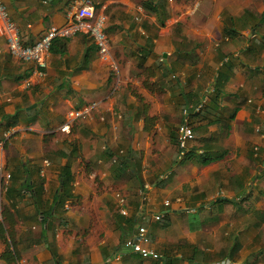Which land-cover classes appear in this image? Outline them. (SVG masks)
Masks as SVG:
<instances>
[{"label":"crops","instance_id":"obj_1","mask_svg":"<svg viewBox=\"0 0 264 264\" xmlns=\"http://www.w3.org/2000/svg\"><path fill=\"white\" fill-rule=\"evenodd\" d=\"M92 1L108 59L87 33L58 39L44 78L0 16V264L8 249L15 264H264V2ZM74 2L4 0L26 45L70 25ZM67 164L72 195L44 223ZM140 226L161 260L124 249Z\"/></svg>","mask_w":264,"mask_h":264},{"label":"built area","instance_id":"obj_2","mask_svg":"<svg viewBox=\"0 0 264 264\" xmlns=\"http://www.w3.org/2000/svg\"><path fill=\"white\" fill-rule=\"evenodd\" d=\"M0 16L7 23V45L10 54L22 62L33 63L36 67L35 74L44 78L48 68V57L51 52L52 44L57 39H69L79 33H87L94 40L98 52L103 59H108L110 53L109 39L105 32L107 25V16L102 13H97L95 4L92 0H75L71 7L67 18L70 25L63 27L52 26L46 31L38 41L33 45H26L23 43L17 26L9 19V12L4 0H0ZM139 20V19H138ZM73 23V24H72ZM175 79L176 76L174 75ZM27 87H31L32 83L27 82ZM213 92V88L208 94ZM208 101L206 98L200 105L195 107L196 112H200L204 104ZM76 117L80 116V112L75 113ZM69 129L68 126L64 130ZM260 132V128H257ZM195 139V134L190 121L186 118L178 127V144L180 153L185 154L186 146L190 141ZM255 153L258 156L259 147H255ZM45 166H49V162H45ZM44 173V170L41 171ZM10 179L11 175H6ZM181 201V200H177ZM166 206L171 205L170 200L165 201ZM122 215H128L126 210H122ZM164 214L155 215L156 221L161 220ZM124 249L139 255L144 259L161 260L162 255L152 246L151 239L148 235V230L140 226L137 231L127 237L124 241ZM209 264H234L231 260L225 259L222 261L209 263Z\"/></svg>","mask_w":264,"mask_h":264},{"label":"trees","instance_id":"obj_3","mask_svg":"<svg viewBox=\"0 0 264 264\" xmlns=\"http://www.w3.org/2000/svg\"><path fill=\"white\" fill-rule=\"evenodd\" d=\"M152 4L153 3H150V2L144 3V5H146V6H149V5H152ZM229 33L230 32L227 31V29H226V34L228 35ZM231 33H236V31L231 29ZM56 41H58V39L53 42L51 50H53V46H54ZM224 86H225V84L223 83V75L219 72V75H218V77L215 80V84L213 85V92L211 93V96L209 97L208 101L204 104L202 110H205V109H207V107H209L210 98L212 96L215 97V96L219 95L221 93V91H222ZM213 94H215V95H213ZM213 97H212L211 101L213 100ZM210 107H214V106L210 105ZM201 111L197 112V113L199 114V113H201ZM193 113H196V112L194 111ZM10 127H11L10 125L7 126V128H9V129H10ZM210 160L211 159H206L204 161V163H208ZM11 178H12V176H11ZM71 183H72L71 164H67L64 167L63 175L61 176L59 193L52 200L53 201V205L49 207V209H48V211L46 213L45 212L41 213V214H43L45 216V219L43 217V220H42L44 223H46L47 217H52L53 216L52 212H53V210L56 211V207L58 205L64 204V202L70 198V196L72 195V193H71V189H72ZM42 184H43V181H41L40 188L43 186ZM31 187H34V189H35L34 193H35V196H36V193L39 190L36 191V186L35 185H32ZM36 202L38 203L39 201L36 199ZM38 210H39V207H38ZM7 231L10 232V230H7V229H5L4 227L1 226L0 227V238H3V234L5 232H7ZM11 235L12 234L10 232L9 236L11 237ZM10 245L11 244H8L9 247H10ZM3 256H4V259L8 262V264H15L16 263L17 254H16L15 251H11V250L8 249V251H6V253Z\"/></svg>","mask_w":264,"mask_h":264},{"label":"rangeland","instance_id":"obj_4","mask_svg":"<svg viewBox=\"0 0 264 264\" xmlns=\"http://www.w3.org/2000/svg\"><path fill=\"white\" fill-rule=\"evenodd\" d=\"M240 1V0H239ZM251 1V2H249ZM243 2V1H240ZM247 2L249 3V9L250 11L255 14L256 10L261 6V2H264V0H247ZM244 4H238V6H243ZM256 26H253V28ZM235 55V53H233V56Z\"/></svg>","mask_w":264,"mask_h":264}]
</instances>
